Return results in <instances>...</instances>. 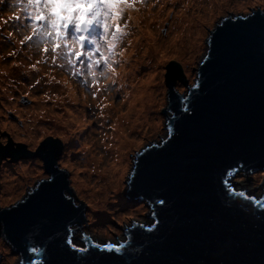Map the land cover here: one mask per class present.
<instances>
[{
	"label": "water",
	"instance_id": "95a60500",
	"mask_svg": "<svg viewBox=\"0 0 264 264\" xmlns=\"http://www.w3.org/2000/svg\"><path fill=\"white\" fill-rule=\"evenodd\" d=\"M243 14L245 9L228 14L235 19L226 21L225 30L235 34L237 42L227 57L214 60L204 70L202 77L199 73L191 77L185 73L181 77L176 72L169 77L172 91L181 95L199 80L201 86L194 93L196 111L189 116L175 113L176 120L170 121L174 112L169 110L172 115L167 118V126L172 123L175 129L173 138L167 146L164 144L168 139L167 131L154 138L151 141V154L147 157L148 170H155L157 178L147 188L141 187L138 181L130 197L138 199L137 193L141 194L149 214L155 210L162 223L153 233L134 229V246L127 249V254L122 258L107 259L103 264H260V251L264 245V215L243 198H227L219 182L226 178L230 167L242 162L245 164L242 170L245 174L264 171V162L258 153L239 147L256 143L264 135V60L260 55V33L255 27L259 17L253 24L246 25L239 18ZM0 136H9L1 125ZM208 155L213 159L210 177L203 170V160ZM135 164L136 160H133L129 168ZM144 169L145 162L141 161L142 174ZM44 178L41 173L30 179L28 188L17 199L24 197L28 191L37 193L33 185ZM232 183L237 191L245 190L239 187V179ZM49 192L47 188L40 189L25 209L4 218L15 239H20L25 213L35 212L38 216L47 214L44 201ZM74 195L85 207L75 189ZM149 196L166 198L167 208L161 210L159 205H154L148 199ZM14 201L7 195L0 199V207ZM72 219H80V215ZM136 223H152L151 215ZM128 225L129 222H124L110 236L95 235L81 225L73 240L80 245L86 242H125L129 238L122 229ZM4 226L0 224V230ZM60 235H64L63 231ZM209 236L228 240L231 244L228 254L221 258L216 249L206 242ZM39 238L37 234V241ZM141 252H144L143 259H139ZM33 256L39 264V252Z\"/></svg>",
	"mask_w": 264,
	"mask_h": 264
},
{
	"label": "snow or ice",
	"instance_id": "6c2138e0",
	"mask_svg": "<svg viewBox=\"0 0 264 264\" xmlns=\"http://www.w3.org/2000/svg\"><path fill=\"white\" fill-rule=\"evenodd\" d=\"M139 0H13V7L19 11L8 17L2 22L7 25L9 22L20 21L21 16L30 27V35H25L20 41L21 45L26 41L38 40L45 45L43 51H48L51 46L53 60L61 54H66L71 62V57L80 60L87 58V68L92 78V84L95 87L97 83L96 69L100 66L103 71L99 73L105 80H111L115 83L118 75V62L114 59L118 53L116 49L120 46L125 36L124 28L128 25L123 22L124 15L132 9ZM246 8L245 14L239 18L246 25L253 24L259 17L255 27L259 30L262 46L260 55L264 60V0H244ZM3 3V0H0ZM131 19V16L128 17ZM235 19L232 15H223L216 20L206 19L203 22V37L201 40L202 50L198 59L186 62L183 67H179V60L173 57L176 63H167L164 68V81L167 108L165 111L172 110L174 115L170 121L176 120L175 113L189 116L196 111L195 91L200 88V82H197L190 88H186L183 95L172 91L171 84L168 83L169 77L173 72L181 77L186 73L191 77L194 73L203 76L204 70L213 64L214 60L227 57L234 49L237 42V36L225 30L226 21ZM123 23V27H122ZM11 32L9 36H11ZM87 43L91 48L86 52L84 45ZM65 50L66 53H65ZM13 55L12 52L8 53ZM182 59V58H181ZM150 82L159 83V73L150 77ZM186 84V81H183ZM39 83V81H37ZM161 85L160 87H165ZM159 98V90L154 88ZM3 103V101H0ZM175 105V107H174ZM168 139L164 141L165 146L172 140L175 129L170 122L167 126ZM79 139L77 134L70 128H59L54 132L41 135L38 140L23 139L16 143L12 142L10 136H0V170L11 167L17 160L35 171L40 169L44 179L38 180L33 187L37 193L30 191L25 193L24 197L15 200L13 203L0 207V224H4L0 230V264H38L33 254H40L39 264H103L107 259L122 258L127 254V249L134 246L133 230L143 229L147 233H153L161 225V219L155 210L151 212L152 223L142 225L136 223L131 216H128L129 225L122 231H126L128 240L121 243L103 242V243H85L77 244L73 237L78 228L82 225L85 228L91 224L96 226L100 213L89 211L91 205L87 208L76 199L74 195L75 180L74 161L78 159L76 154L81 153L82 149L76 143ZM241 149L250 150L258 153L260 160L264 162V135L259 141L252 144L239 145ZM151 154V142L145 147L137 149L131 156L136 160L134 167L129 168L123 180V188L119 184L115 188L109 189L111 198L115 201L109 207L117 211H126L131 209L133 214H137V208L133 204H128V199L137 188V183L141 187H149L157 178L155 170H148L147 157ZM10 159H6L5 157ZM141 161L145 162V169L142 174ZM19 167V165H17ZM213 167V159L210 155L203 160V170L210 177ZM245 169L242 162L237 166L230 167L226 173V178L221 179L220 185L227 198L239 197L254 205L259 214L264 215V200L249 194L246 190L237 191L232 183L234 177L239 176ZM83 171V169H79ZM261 183L264 185V173H261ZM50 190L44 203L47 208V214L38 216L35 212H27L22 218V230L19 241L9 232L4 218L21 212L27 207L28 202L38 194L40 189ZM136 204H143V196L137 193ZM149 200L154 205H159L161 210L167 208L168 200L162 196L155 198L149 196ZM127 207H121V203ZM77 214L80 219L73 221ZM85 215L87 219H85ZM123 218H121L122 220ZM116 220L113 216L107 219V223L112 224ZM120 223V220L116 221ZM63 231L64 235H60ZM37 234L39 240L37 241ZM85 241L87 238L85 237ZM206 242L213 246L218 255L222 258L227 255L231 249L228 240L222 237L209 236ZM37 244L39 246H37ZM144 258V252L139 254V259ZM260 264H264V245L260 251Z\"/></svg>",
	"mask_w": 264,
	"mask_h": 264
},
{
	"label": "rangeland",
	"instance_id": "374dc122",
	"mask_svg": "<svg viewBox=\"0 0 264 264\" xmlns=\"http://www.w3.org/2000/svg\"><path fill=\"white\" fill-rule=\"evenodd\" d=\"M4 1L5 0H3V3H0V32L5 25L2 21L7 20L9 16L19 11L12 6L13 0H7L6 3H4ZM184 1L185 3H179L176 0H167L168 6H165L164 4H158V0H143L138 3L139 7L142 9L141 13L143 15L141 18L143 20L136 23H133L128 19L129 15H133V11L130 13L127 12L122 19L128 26L124 28L125 36L122 39L120 46L116 49V52L118 53V55H116V59L119 60V57L122 54L121 52H129V41L132 38L133 32H136L137 28L143 30L147 27L152 31V33H155V35H152V39L147 41L148 46L145 48V57H147L148 54H151L149 52L152 48V51L159 49L158 47L154 48L155 46L152 40L156 39V41L158 40V42H160L161 47L165 46V42H167L175 24L174 17L178 15L179 10L182 9L183 6L189 3H194V0H191L190 2H188V0ZM248 2L250 3L251 0H248ZM241 3H243V5L239 6ZM219 4L223 5L219 6ZM156 6L158 7L157 9H160L159 11L156 9ZM245 8L246 5L244 0H217L209 5V11L195 12V15L202 18L200 21V31L202 35L198 42L200 47L196 50V52L194 51L195 57L190 60V62L198 59L201 54L203 22L206 19L216 20L237 9ZM155 13H162L163 16L160 19L161 21L155 20L157 22L153 25V16ZM15 22L17 24L20 23L21 27L16 36L13 34L9 36L11 31L6 28L3 29L2 32L6 33V37H8V39L0 38V40H2V43H0V48H2L0 49V101H3V103H0V125L7 131L13 143L26 138L36 140L41 135H46V133L54 132L56 129L63 128L62 126L65 124L67 125L66 128H70V130L79 134L82 140L77 142V144L82 149V152L76 154L78 159L73 162L75 165L73 174L77 172L80 175H75L76 180L74 189L79 193L86 208L89 205L92 206L89 211L94 210L98 212L99 210H97V207L93 206L94 198H88L85 192H81V189H79V186L76 183L79 179L85 178L86 171H84V168H89L88 164H90L91 156L83 155L87 152L86 147L90 146L93 149V151L91 150L92 154L101 159V165L110 163L117 155L114 143L113 145H110V140L111 136L116 137V127L118 125L115 127L112 126L115 122L116 124L121 123L126 130L127 139L135 141V144L131 145L127 149H124L126 157L125 170L127 171L129 169V164L133 161V159H131L133 153H135L137 149L145 147L154 138L167 131V118L172 114L169 110L166 111V114L163 113V111L167 108L165 87H160L161 85H165L164 68L167 66V63H173V57H177L181 67H183L186 63L185 54L187 49L186 47L180 48L179 52L172 53L163 60L161 65L162 67L154 70L152 69L151 72L153 74L159 73V83L153 82L160 90L159 102L157 106L151 108V112L154 110L153 116L149 115L146 120L145 118L139 120L141 122L140 125L138 127H134L131 121L133 117H131V119H125L122 115L127 111L129 106L128 101L131 94L135 95L133 87L138 79L128 81L124 88L121 87L118 91H116L118 86L116 81L115 83L111 80L106 81L103 76L99 75V73L103 71V67L100 66L95 70L98 78L94 87L92 84V78L88 74L89 70L87 68L86 57H82L80 60H77L73 56L71 57V62H69V57L66 54H61L54 61V54L51 52L50 45L48 46L47 52L43 51L45 45L39 43L36 39L26 41L25 44L21 45L20 41L23 37L31 34L30 27L23 16H21L20 21ZM133 27L134 29L129 31V29ZM15 33L16 30L14 31V34ZM90 48L91 45L85 43V52ZM140 48H142V46H139L138 49ZM66 51L67 50H65V53ZM9 52L16 53L22 57V61L26 64L29 71L38 76L35 84L27 88V77H20L18 75L19 70L17 68L19 62L14 60L13 57H10L8 55ZM136 58L137 57H135V59ZM148 63L149 62L146 59H138L136 63L138 70H144L143 72H146V68L150 69V65L148 67ZM118 68L119 61L117 69ZM65 80L68 81L74 88L75 94L83 99L80 103V107L84 106V115L88 119L87 124L82 127L84 128L83 130H79L76 125L69 124L68 121L70 118H66V115H64L65 110L70 108L67 102L61 98V96H64V92H62L60 85ZM37 81H39V83H37ZM103 83H105L104 86L102 85ZM22 85L25 87L23 88ZM21 96L27 100L26 102H28V104L23 105L19 102ZM55 96H58V98ZM155 96L156 95H154V98ZM100 99L105 100V102H102ZM102 103L108 104V107L102 109L101 107L104 106ZM58 115L60 116L59 118ZM153 118L156 122L153 121ZM17 120L20 121V123ZM30 129H38L39 131L32 135L29 132ZM82 142H85V144L87 143L86 147L82 145ZM112 142H114V139ZM17 163L23 164L26 171L29 173H25V171L23 173L13 174L10 177L12 179L10 183L1 185L0 198H3V193L9 192V196L14 200H17V198L28 188V181L42 173L40 169L33 171L20 160H17L15 164L17 165ZM81 168L83 171L79 170ZM89 169H91V167ZM92 171L94 174L90 178L88 177V179L97 182L99 178H93L94 175H97L96 169ZM126 171L123 173V176L120 178V182L118 183L120 188H123V183L121 181L123 180ZM261 173L262 171H256L245 174L241 171L239 176L234 177L232 181L239 179L240 188L264 198V185L261 183ZM8 185H11L12 187L4 188ZM101 188L102 187L95 189L100 190ZM136 200L137 199L130 198L128 199V204L135 205L138 210L137 214H133L130 208L126 211H117L115 208H112L102 212V216L97 219L96 226L89 224L85 230L98 236H110L113 235L124 222H129L128 216H131L136 222L149 216L150 214L144 203L136 204ZM121 207H127V205L122 202ZM113 216L116 217V220H114L112 224L107 223V219ZM121 218L123 219L121 220ZM85 219H87L86 215ZM117 220H120L121 222L117 223Z\"/></svg>",
	"mask_w": 264,
	"mask_h": 264
},
{
	"label": "bare ground",
	"instance_id": "6f19581e",
	"mask_svg": "<svg viewBox=\"0 0 264 264\" xmlns=\"http://www.w3.org/2000/svg\"><path fill=\"white\" fill-rule=\"evenodd\" d=\"M141 1L143 0H139V2ZM176 1H178L179 3L181 2L185 3L184 0H176ZM190 1L191 0H188V2ZM215 1L217 0H194V3H189L183 6L182 9L179 10L178 15L174 17L175 24L173 26V30L170 33V36L167 39V42H165V46L161 47L160 42H158V40L157 41L156 39L152 40L155 46L154 48L158 47L159 49H157L156 51H152L153 50L152 48L151 51L149 52L151 54H148L147 57L144 56L146 54L145 48L148 46L147 41L151 40L152 35H155V33H152V31L149 28H147L145 25H144L146 27L145 29L142 30L137 28L136 32H133L132 38L129 41V52L128 51L121 52L122 54L119 57V68L117 69L118 75L115 78V81L118 85L116 91H118L121 87L124 88L125 84L128 81H134L138 79V81L133 87V92L135 93V95L131 94L128 101L129 106L127 108V111L122 115V117L125 119H131V117H133L131 121L134 127H138L140 125L141 122L139 120L143 118H145L146 120L149 115L153 116L154 110L151 112V108L157 106L159 102V98H157V92L153 91L154 88L158 89V87L156 84L153 83L154 81L150 82L149 79L150 77L156 75L151 72L152 69L154 70L156 68L162 67L161 65L165 58H167L172 53L179 52L180 48H184V47H186L187 49V52L185 54L186 62H190V60L194 59L195 57L194 53L200 47V44H198V42L202 35L200 31V26H201L200 21L202 20V18L195 15V12L206 11V10L209 11V5L214 3ZM139 2H137L135 6L128 11L129 13L133 11L134 16L129 15L131 16L130 21L133 23L143 20L141 18V16L143 15L141 13L142 9L138 5ZM159 4L160 5L164 4L165 6H168L167 0H161ZM222 5L223 4H219V6ZM242 5L243 3H241V5L239 6ZM157 8L158 7L156 6V9ZM157 10L159 11L160 9ZM162 16H163L162 13H155L153 16L154 19L153 25H155L157 22L155 20L161 21L160 19L162 18ZM131 29H134V27L130 28L129 31ZM139 46H142V48L138 49ZM10 57H13L14 60L19 62L17 68L19 70L18 75L20 77L22 76L27 77L26 78L27 88L35 84V81L38 78V76L34 75L29 71L26 64L22 61L23 58L16 53H13V55H11ZM135 57L137 58L135 59ZM140 58L144 60L146 59L149 62L148 67L150 65V69L146 68L147 69V70L145 69L146 72H143L144 70L142 71L138 70V66L136 63ZM22 87L24 88L25 86L22 85ZM60 87L62 92H64V96H61V98L65 100L70 107L69 109H66L64 112L66 118L67 117L70 118L68 123L76 125V127H78L79 130H83L84 128L82 127L85 124H87V120H88L84 115V111H83L84 106L80 107V103L83 101V99L75 94L74 88L69 84L68 81L65 80L60 85ZM154 95H156L155 98ZM55 97L58 98V96ZM19 102L23 105L28 104V102L23 101L22 96ZM102 102H105V100H102ZM106 107H108V104H104V106H102L101 108L104 109ZM59 117L60 116L58 115V118ZM153 121H155L154 118ZM18 122L20 123V121ZM66 126L67 125L65 124L62 127L66 128ZM115 126H117L116 137L111 136L110 145H113L114 143V148L116 150L117 155L108 164L101 165V159L96 157V155L92 154L93 149L90 146L86 147L87 143L85 144V142H82V145L86 147V151H87L86 154L83 155L91 156L90 164H88L89 168L91 167V169L84 168V171H86L85 178L79 179L76 183L79 186V189H81V192H85L88 198L90 199L94 198L93 206H96L97 210H99L98 211V213H100L99 217L102 216V212L113 208V207H109V205L115 203V201L111 198V193L109 189L115 188L117 186V184L120 182V178L123 176V173L126 171L125 170L126 157H125L124 149H127L131 145L135 144V141L127 139L126 130L124 129L121 123L116 124L115 122V124L112 127ZM38 131H39L38 129L29 130V132L32 135H34ZM77 136L79 137V139L76 141V143L82 140L79 134H77ZM113 139L114 142H112ZM18 163L17 165H19V167H17L16 164H12L11 167L4 168V170L2 169L3 171L1 170L0 188L1 185L10 183V181H12L10 177L13 174H19L26 171V168L23 166V164H18ZM94 169H96L97 175H94L93 178L98 177L99 180L97 182L88 179V177L90 178L94 174V172L92 171ZM25 173H29V172L26 171ZM74 175L79 176L80 174L75 172ZM11 187H12L11 185L10 186L8 185L4 188H11ZM99 187L102 188L100 190L99 189L96 190ZM7 195H9V192L3 193L2 197H5Z\"/></svg>",
	"mask_w": 264,
	"mask_h": 264
},
{
	"label": "clouds",
	"instance_id": "9594fccd",
	"mask_svg": "<svg viewBox=\"0 0 264 264\" xmlns=\"http://www.w3.org/2000/svg\"><path fill=\"white\" fill-rule=\"evenodd\" d=\"M262 173H264V171H262Z\"/></svg>",
	"mask_w": 264,
	"mask_h": 264
}]
</instances>
